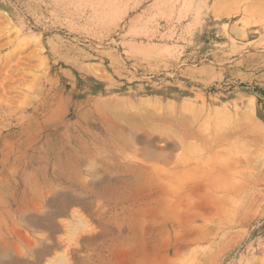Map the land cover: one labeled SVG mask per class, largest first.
<instances>
[{
	"label": "rangeland",
	"instance_id": "obj_1",
	"mask_svg": "<svg viewBox=\"0 0 264 264\" xmlns=\"http://www.w3.org/2000/svg\"><path fill=\"white\" fill-rule=\"evenodd\" d=\"M0 264H264V0H0Z\"/></svg>",
	"mask_w": 264,
	"mask_h": 264
},
{
	"label": "bare ground",
	"instance_id": "obj_2",
	"mask_svg": "<svg viewBox=\"0 0 264 264\" xmlns=\"http://www.w3.org/2000/svg\"><path fill=\"white\" fill-rule=\"evenodd\" d=\"M107 2V1H106ZM257 2V1H256ZM111 5V4H110ZM103 6H106V5H103ZM114 6V5H113ZM113 9V8H112ZM117 11V10H116ZM102 14V13H101ZM252 103V102H251ZM183 105V104H182ZM187 107V106H186ZM185 106H184V109H188V108H186ZM249 107H252V106H249ZM193 109V108H192ZM191 109V110H192ZM173 110V109H172ZM189 110H190V108H189ZM190 110V112H192ZM160 112V111H159ZM174 112V111H173ZM172 112V113H173ZM193 112H194V115H195V110H193ZM252 112V111H251ZM142 113V112H141ZM176 113V112H175ZM117 114V113H116ZM138 114V113H137ZM140 115V114H139ZM146 115V114H145ZM130 116V115H129ZM214 116H215V118L217 119V120H219V121H222V122H224V121H230V123H233L234 121L233 120H231L230 119V116H229V114H228V112L226 111V110H222V109H218V110H216L215 111V113H214ZM161 117V116H160ZM162 118V117H161ZM171 118V117H170ZM163 119V118H162ZM192 119V118H191ZM190 120V119H189ZM141 125V124H140ZM169 125V124H168ZM195 125V124H194ZM207 126V125H206ZM206 128V127H205ZM181 129V128H180ZM206 130V129H205ZM191 134V133H190ZM223 135V137H224V134H222ZM218 137V136H217ZM222 137V136H221ZM189 140V139H188ZM223 140V139H222ZM219 141V140H218ZM190 143V142H189ZM222 143V142H221ZM174 144V143H173ZM183 144V143H182ZM224 144V143H223ZM190 145V144H189ZM191 146V145H190ZM192 147V146H191ZM198 147V146H197ZM184 148V147H183ZM194 150H196V149H194ZM193 150V151H194ZM215 151V150H214ZM198 159V158H197ZM184 160V159H183ZM191 161V160H190ZM205 163V162H204ZM222 163V162H221ZM207 165V164H206ZM204 166V165H203ZM217 166V165H216ZM218 168V167H217ZM194 169H196V168H194ZM216 169V168H215ZM220 170H222L221 168H219ZM216 171V170H215ZM224 209V208H223Z\"/></svg>",
	"mask_w": 264,
	"mask_h": 264
},
{
	"label": "clouds",
	"instance_id": "obj_3",
	"mask_svg": "<svg viewBox=\"0 0 264 264\" xmlns=\"http://www.w3.org/2000/svg\"><path fill=\"white\" fill-rule=\"evenodd\" d=\"M86 170L87 171H91L92 170L91 166L90 165H86Z\"/></svg>",
	"mask_w": 264,
	"mask_h": 264
}]
</instances>
